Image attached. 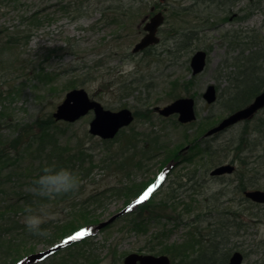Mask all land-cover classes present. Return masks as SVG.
<instances>
[{
    "label": "rangeland",
    "instance_id": "374dc122",
    "mask_svg": "<svg viewBox=\"0 0 264 264\" xmlns=\"http://www.w3.org/2000/svg\"><path fill=\"white\" fill-rule=\"evenodd\" d=\"M155 5L159 11L167 7L160 42L146 53L133 55L144 34L141 23ZM124 7L131 9L116 16L115 8ZM188 30L195 34L190 46L178 54L170 52ZM252 33L263 46L264 0H0V112L4 117L0 142L11 143L22 128L47 119L66 92L83 89L105 109L126 108L135 119L106 146L88 134L94 116L90 113L70 127L61 126L63 141L71 148L80 144L91 149L96 158L110 147L117 153L119 145L129 153L133 145H139V152L145 150L144 156L136 153L133 163L141 160L142 165L131 178L94 168L80 183V199L70 209L73 219L66 228L101 224L133 198V193L129 198L110 193L87 206L86 213H78L85 207L82 198L90 193L117 183L142 188L155 178L156 184L168 177L165 170L170 165L163 170L164 162L176 158L180 163L133 216L125 213L100 232L82 231L76 238L89 237L84 243L30 264H123L125 256L139 251L169 254L173 264H192L191 259L211 244L218 247L217 254L242 253V264L264 263V205L247 204L243 196L250 189L264 190V109L252 120L203 138L227 114L222 102L232 92L230 83L236 77L232 63H239L242 47L252 46L243 39ZM200 50L209 55L208 66L193 77L190 58ZM209 85L218 90L213 105L202 98ZM180 97L196 100L197 120L192 124L180 125L176 117L163 118L153 111ZM206 145L212 152L221 151L217 152L225 157L221 164L233 165L236 172L212 177L210 171L216 166L201 151ZM17 185L12 182L1 188L7 193H0V214H4L0 264L44 252L65 235L58 222L60 211L45 214L16 208V196L10 191ZM8 205L12 210H3ZM231 212L239 216L237 220ZM47 220L52 223L44 227ZM233 220L244 224L238 234ZM16 222L27 227L25 231H9ZM34 230H42L43 235L35 236ZM190 243L194 248L186 256L184 247Z\"/></svg>",
    "mask_w": 264,
    "mask_h": 264
},
{
    "label": "trees",
    "instance_id": "16d2710c",
    "mask_svg": "<svg viewBox=\"0 0 264 264\" xmlns=\"http://www.w3.org/2000/svg\"><path fill=\"white\" fill-rule=\"evenodd\" d=\"M115 9V13H119L116 16H123L131 8L124 7ZM246 17L243 16L241 19ZM194 35L191 30L182 33L180 41L175 43L176 48L170 52L178 54L179 52L185 51L186 47L190 46V40L194 38ZM238 38L241 39L240 35H238ZM243 39L246 43H252V46H247V48L246 46L242 47L239 57L240 60H238L239 63H232L235 66L234 73L236 77L234 78V82L230 83L232 92L222 102V107L226 113H234V111L244 108L264 90V45L260 46L256 33L245 36ZM247 49H249L248 52L244 51ZM177 96L175 93H172V97ZM1 119H4V117L3 113L0 112ZM62 125H67V127L71 126V124L65 122L59 124L52 115H49L47 119L37 121L34 127L27 126L24 129L22 128L19 134L14 137L15 139H12L11 143L8 141L0 142V193L4 194L5 192L1 189L3 186L13 182L18 184L10 191L13 197L16 196L14 200L17 209L23 210L29 208L34 210V212L38 211L45 214L60 211L62 218H58V222L62 223L61 229L65 231V235L62 237H64L83 226L80 225L77 228H72V230L70 227L66 228L73 219V216L70 214V209L75 208L76 202L80 199V193L82 192L80 183L89 176L94 168L100 167L108 174L117 176V178L120 176L131 178L132 172L135 169L140 170L142 164L140 163L141 160L133 163L135 157L138 155L136 153L139 152V145H133L132 153H129L127 147H124V145L118 146L117 153L110 147L107 151L103 152V157L98 158L92 156L93 154L90 153L92 152L91 149H85L80 144H76L75 147L71 148L68 141H63L62 135L64 130L61 128ZM258 132L262 133V131ZM115 139L101 141V143L108 146L114 143ZM144 151H140L143 152V156L146 155ZM201 151H203V155H209L211 161H213V166L221 164L225 158L224 155L217 154V152L221 151L212 152L207 145ZM145 185L139 188L140 186L129 187L126 183H117L103 191L92 192L87 197L82 198L83 200L81 201H83L85 207L80 208L78 213H86L87 211L85 209L88 208L87 206L100 203L101 197L104 198L110 193H114L120 197L124 195L127 198L132 193L133 196H137L146 188ZM145 205L147 203L143 204V206ZM143 206L139 207V211ZM3 210H12V208L8 205ZM67 211L68 214H65ZM135 213L137 212L135 211L129 214V216H133ZM3 215L0 214V217H3ZM51 223L50 220H47L42 225L48 227ZM93 224L96 225L98 223L91 222L90 224L87 223L84 225L90 226ZM42 225L38 227L41 228ZM26 228L16 222L13 223L12 229L9 228V231H16L18 229L25 231ZM41 231H36L35 236L40 233L43 235V231ZM80 243H84V241ZM75 245H79V243H73L67 249ZM190 245L191 243L184 247L186 256L189 251L188 249L194 248ZM209 247L205 252H201L197 257H193L191 259L192 264L227 263L229 251L217 254V246L211 244ZM209 251L210 253L208 255L207 252ZM176 254L182 256V254Z\"/></svg>",
    "mask_w": 264,
    "mask_h": 264
},
{
    "label": "water",
    "instance_id": "95a60500",
    "mask_svg": "<svg viewBox=\"0 0 264 264\" xmlns=\"http://www.w3.org/2000/svg\"><path fill=\"white\" fill-rule=\"evenodd\" d=\"M166 9L163 11L166 12ZM163 21V14L158 12L145 23L144 31L146 34L135 44L132 50L133 54L145 50L150 45H156L160 41L156 33ZM207 57V53L203 50L196 51L192 54L189 63L192 70V76L199 75L205 70L207 66ZM216 94V87L214 85H209L203 93L202 98H204L207 104L211 105L217 100ZM263 108L264 90L260 92L250 104L246 105L245 108L237 110L225 117L221 123L214 126V128L209 130L204 136H213L215 133L222 132L238 122L251 119ZM155 110L163 117H170L174 114L178 115L177 120L181 124L192 123V121L196 120L195 99L192 97H181V99L172 101L169 105L162 108H155ZM90 112L94 114V117L89 122L88 133L105 141L115 138L118 135V132L121 129L128 127L134 119L133 113L129 109H121L117 112L105 109L100 102L91 100L88 92L83 89H73L68 91L63 98V101L56 107L52 115L58 122L75 123V121L84 118ZM233 172L234 166L226 164L216 167V169L211 171L210 175L216 177L232 174ZM244 197L257 204H264V191L260 189L245 191ZM120 215L121 213L111 216L109 220L101 223L98 228L112 224V222ZM53 249L41 253L40 256L49 255V252H52ZM32 258H37V256L33 255ZM243 260L244 256L236 251L231 254L228 264H242ZM123 261V264H138V261L140 264H170V259L167 255L155 257L152 255L141 256L137 253L127 255Z\"/></svg>",
    "mask_w": 264,
    "mask_h": 264
},
{
    "label": "flooded vegetation",
    "instance_id": "af4514ba",
    "mask_svg": "<svg viewBox=\"0 0 264 264\" xmlns=\"http://www.w3.org/2000/svg\"><path fill=\"white\" fill-rule=\"evenodd\" d=\"M165 8H163L161 11L163 12V14H164V21H163V23H162V25L158 28V30H157V35L159 36V31H160V29L163 27V24L165 23V13L166 12H164L163 10H164ZM157 12H159V7L158 6H153V7H151V10H150V14L148 15V16H146L145 17V19L142 21V23H141V25L143 26V32H144V25H145V23L148 21V20H150L153 16H155V13H157ZM146 33L144 32V34H143V37H144V35H145ZM142 37V38H143ZM160 37V36H159ZM160 42V41H159ZM159 42L156 44V45H150V46H148L145 50H143V51H140V52H138V53H136V54H143V53H146V51H148V50H150V49H152V48H155V47H157V45L159 44ZM136 54H133V55H136ZM153 111H155L157 114H159L156 110H154L153 109ZM172 116H174V117H176V119H177V115H172ZM169 118H171V117H169ZM246 121H249V120H246ZM193 123V122H192ZM192 123H190V124H192ZM243 123V122H242ZM184 125H189V124H184ZM216 166H218V165H216ZM216 168V167H215ZM213 170V169H212ZM236 171H235V169H234V172L232 173V174H234ZM222 176H225V175H222ZM198 172H197V170H196V179H197V183H198ZM212 177H214V176H212ZM216 177H221V176H216ZM199 184V183H198ZM255 190V189H254ZM243 196H244V193H243ZM244 199H245V202L247 203V204H249V203H251V204H253V205H256L257 203H255V202H252L251 200H247L245 197H244ZM258 205H260V204H258ZM264 205V204H263ZM232 213V217H234V219L235 220H237V218H235V217H239L238 215H236L234 212H231ZM222 216H224L223 218H225L226 216L225 215H222ZM235 220H233L232 221V228H235V231L237 232H235L236 234H238V232L240 231V229H243V225L244 224H242V223H237ZM234 236H236L235 234H234ZM137 254H139V255H141V256H145V255H152V256H160V255H163V254H156V255H154L153 253H150V252H144V251H139V252H136ZM232 254V253H231ZM231 254H230V256H229V258H228V261H227V263L226 264H228V262H229V260H230V257H231ZM167 255V257L170 259V264H173V261H172V259L170 258V256H169V254H166ZM166 255H164V256H166ZM138 264H140V262L138 261L137 262Z\"/></svg>",
    "mask_w": 264,
    "mask_h": 264
}]
</instances>
